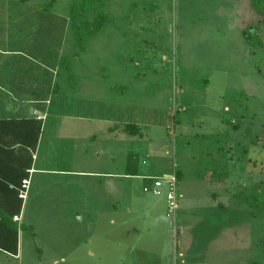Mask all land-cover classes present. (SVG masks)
Here are the masks:
<instances>
[{"label": "rangeland", "instance_id": "1", "mask_svg": "<svg viewBox=\"0 0 264 264\" xmlns=\"http://www.w3.org/2000/svg\"><path fill=\"white\" fill-rule=\"evenodd\" d=\"M81 1L54 0L46 10L44 0H0V51L20 52L0 53V65L20 67L23 88L9 99H37L47 133L76 103L86 118L109 117L117 172L133 175L117 189L131 193L134 208L127 213L118 200L125 215L114 224L79 223L72 202L91 195L89 179L35 174L17 223L18 255L0 250V264H145L141 257L159 264L157 247L145 248L155 229L173 245L167 264H264V197L250 189L264 183V49L251 53L242 33L256 22L248 0H108L105 24L77 42L70 9ZM18 12L20 40L9 29ZM254 27L264 39V25ZM126 124L139 133H125ZM47 138L38 167L105 160L94 163L92 140L75 151ZM174 171L180 200L172 231L164 194L143 188L146 177ZM212 173L220 183L208 182ZM145 208L154 215L138 217Z\"/></svg>", "mask_w": 264, "mask_h": 264}, {"label": "crops", "instance_id": "2", "mask_svg": "<svg viewBox=\"0 0 264 264\" xmlns=\"http://www.w3.org/2000/svg\"><path fill=\"white\" fill-rule=\"evenodd\" d=\"M3 4H0V7H2ZM4 7V6H3ZM24 14V12H23ZM20 12H18V17L16 18L14 25L11 26L9 29H15V33L13 36L17 38V40H20L24 33V29L20 27L19 23L22 18H25ZM7 20V18H6ZM9 21V19H8ZM20 28H19V27ZM23 29V30H22ZM0 53L2 55H15L20 52H6L3 51ZM19 66L13 65L11 66H5L0 65V120H20V119H27V120H36L39 122L47 121L48 117L47 114H41L39 112L38 105L39 101L35 98H27V99H9V96L12 97H19V93H16L15 90H18V88H23L19 84ZM11 89V90H10ZM15 89V90H14ZM79 101V100H78ZM77 106H75L74 110H71L69 113L64 115V121L59 124L55 129L49 130V133H47L46 128L47 125L44 127L42 126L41 132L39 135L38 143L36 144L35 148L31 150L30 148L21 149L19 145L14 146L12 148V162H6L8 165H12L13 167H17V172L19 174V163L22 161L24 164L29 162L31 160L30 169L27 170V176L25 177L26 180H28V187L26 190V197L27 199V191L32 185L33 176L35 174L45 175L47 177L49 176H67L69 177V181L73 182L74 180L72 178H82V179H89L90 184L87 185L88 188L92 189V192L88 194H83L81 197H76L77 199H74L72 202V206L76 205L75 208L77 210V217L78 222L81 223L84 218H87L88 220H91L93 224L99 225L100 222L114 224L115 221L120 219L122 217L123 211L126 210L127 213H129L134 207H132V195L130 192L121 191L118 192L117 189V180L118 179H127L132 177V174L124 173L120 174L117 172L116 169V131H112L111 121L109 120V117L106 116H96L95 118H86L84 114H81L80 111V103H76ZM111 107V104L108 105V108ZM104 110H107V107H104ZM37 117H42L41 120H38ZM88 121L91 122L89 125L91 128H88L85 126L84 122ZM115 130V129H114ZM48 134L47 141L53 147L54 138L61 137V141H63V147L66 146H72L73 150L78 148H85V144H81L83 140H92L93 142V148L95 149V145L97 143L98 147L94 152V163L95 161H98L100 159V156L103 154L105 155V160L103 161L102 165H94L93 167L90 165H83L79 166L74 169L70 168H58L52 164L48 166L38 167V150L40 151L43 144H44V137ZM0 139L3 141H8L9 139L5 138L2 131H0ZM105 143V146H103V150L101 151L100 148H102V144ZM100 144V146H99ZM56 145V144H55ZM17 158V159H16ZM96 159V160H95ZM5 161L2 159V154L0 155V171L3 172V169H5ZM168 175V174H165ZM210 175H213L214 178L211 180H208V182L211 181V184H218L220 183V179H218V174L212 173ZM180 177V174H179ZM23 179V180H25ZM22 180V181H23ZM86 180V179H85ZM144 180H151L148 177ZM13 181H17V178H13ZM180 181V179H179ZM125 185V184H124ZM151 185V184H149ZM22 186V183H21ZM179 186V184H178ZM85 187V185H84ZM146 187V186H145ZM22 188V187H21ZM21 188L18 189V198ZM124 190V189H122ZM7 196H10V193L4 189L3 187H0V200H3ZM64 196V195H62ZM78 196V195H77ZM213 199H216L217 197L216 193H213L211 195ZM24 199V200H25ZM118 200L125 201V204L128 207H124L125 209L122 210V207H119ZM23 201V200H22ZM89 201V202H88ZM24 202V201H23ZM75 202V204H74ZM89 203H91L89 205ZM18 203L15 202V200H12V208L14 209L15 206ZM165 204V203H164ZM71 206V207H72ZM65 212V211H64ZM138 217H142L141 214L143 212H151L145 209H142L139 211ZM179 212V210H178ZM152 213V212H151ZM154 215V213H152ZM164 214H165V205H164ZM165 217V215H164ZM14 218H17L18 221H15ZM22 219V209L20 210V213L18 215L13 216V221L16 223H19ZM159 220V217L156 218ZM156 219L152 220V227L153 223ZM162 219L160 218V221ZM125 223V222H124ZM156 230V235L153 237H149L147 239V242L145 244V248L153 247L154 245L158 249V261L159 264H167L166 258H171L172 253V246L171 242L169 240V237L167 235V231L164 230ZM127 233H130V230L127 229ZM152 238V239H151ZM9 256L16 257L12 254L7 253ZM145 264H148V258L147 257H141ZM174 258V257H173ZM172 263V259H171ZM170 263V264H171Z\"/></svg>", "mask_w": 264, "mask_h": 264}, {"label": "trees", "instance_id": "3", "mask_svg": "<svg viewBox=\"0 0 264 264\" xmlns=\"http://www.w3.org/2000/svg\"><path fill=\"white\" fill-rule=\"evenodd\" d=\"M44 1L45 9L49 10L54 0ZM107 1L82 0L81 2L73 3L70 9V25L77 42L98 33L105 24L106 16L102 13V10ZM248 6L250 12L255 16L256 22H253L252 24L255 25H250L242 33L249 45L250 52H259L264 49V39L259 36L258 32L254 34L252 30H256L254 26L261 27L264 25V0H248ZM90 17L93 18L92 22H89ZM41 128L42 125L36 120H0V131H2L5 138L9 139L8 141L0 139V155L2 154L5 164L9 161L12 162V148L14 146L19 145L21 149L30 148L33 150L38 143ZM123 131L127 134L135 135L139 133V128L136 125L126 124L123 127ZM30 164L31 160L26 164L23 161L19 163V174L17 167H13L11 164L8 165V163L3 172L0 171V187L10 193V196L0 200V250L14 256L18 254L19 227L13 221V216L18 215L21 210L22 200L18 198V189L21 188L22 180L27 176ZM176 174L179 184V173L176 172ZM13 178H17V181H13ZM250 189L252 192L264 197V183L261 179L254 182ZM13 199L18 203L14 209L12 208ZM21 229H23V226H21Z\"/></svg>", "mask_w": 264, "mask_h": 264}, {"label": "built area", "instance_id": "4", "mask_svg": "<svg viewBox=\"0 0 264 264\" xmlns=\"http://www.w3.org/2000/svg\"><path fill=\"white\" fill-rule=\"evenodd\" d=\"M183 111V109H178ZM38 120H41L42 117H37ZM19 193L21 200H24L26 197V190L28 187V180L22 181V186ZM178 179L176 171L162 177H155L151 179V185L143 188L144 192L152 194L154 197H159L164 194L165 197V216L169 222L170 229L172 231L176 230V219L177 213L179 210V200L180 193L178 191ZM15 221H18L17 218H14Z\"/></svg>", "mask_w": 264, "mask_h": 264}]
</instances>
